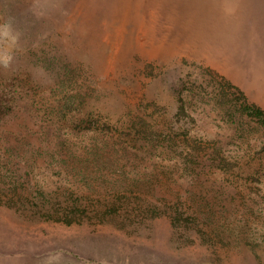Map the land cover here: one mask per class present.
<instances>
[{"label": "rangeland", "instance_id": "374dc122", "mask_svg": "<svg viewBox=\"0 0 264 264\" xmlns=\"http://www.w3.org/2000/svg\"><path fill=\"white\" fill-rule=\"evenodd\" d=\"M233 1L0 0V27L7 24L16 37L14 42L0 37V56L11 57L8 67L0 63V85L6 92L17 90L21 99L18 115L0 123L7 129L35 127L40 119L29 99L58 94L69 70L80 72V91L91 95L85 110L112 122L150 114L165 127L217 141L227 154L245 156L246 163L230 175L181 176L178 169L171 179L156 168V195L182 197L194 209L202 208L195 193L220 201L215 214L199 212L197 223L178 230L172 208L158 198L152 200L161 207L158 217L134 218L124 228L68 226L0 206V256L33 264H264V130H249L257 121L235 116L243 103L263 107L214 66L222 61L233 75L264 90V0H252L249 13L234 14V21L245 19L249 27L230 30L222 15L236 12ZM222 36L228 46L232 40L230 64L215 45ZM14 78L22 85L6 87ZM230 111L234 123L228 121ZM240 121L250 125L243 134ZM12 161L19 174L26 172L23 160ZM37 166L31 183L45 180V174L47 185L55 187L57 178L46 173L43 160Z\"/></svg>", "mask_w": 264, "mask_h": 264}, {"label": "trees", "instance_id": "16d2710c", "mask_svg": "<svg viewBox=\"0 0 264 264\" xmlns=\"http://www.w3.org/2000/svg\"><path fill=\"white\" fill-rule=\"evenodd\" d=\"M66 74L61 77L59 95L53 91L49 97L29 99L40 121L35 127L23 124L27 135L0 124V206L68 226L89 222L94 226L113 224L124 228L134 218L158 217L161 207L152 202L158 198L175 213L172 225L177 230L197 223L199 212L216 213L220 201H207L201 192L195 193V197L202 198L201 209H194L179 196L170 201L165 195H156L154 177L159 173L154 175L153 171L160 168L169 179L178 169L181 176L230 175L246 164L245 156L227 154L217 141L190 136L185 129L165 127L150 114H137L131 119L124 116L112 122L100 112L87 111V98L91 95L80 91V72L66 70ZM22 82L14 78L5 85L15 88ZM0 86L1 123L18 115L15 110L21 99L18 100L17 90L10 93L4 84ZM226 86L238 90L231 83ZM182 111L183 108L178 114ZM228 114L232 123L237 114L247 115L259 126L248 124L249 130H264V110L255 104L243 103L235 110V116L232 111ZM239 124L238 132L248 130L244 121ZM4 156L11 158L10 163L2 160ZM13 158L27 164L26 172L19 174ZM40 160L46 173L57 178L55 187L48 186L45 174V180L31 183Z\"/></svg>", "mask_w": 264, "mask_h": 264}, {"label": "crops", "instance_id": "0c3cea01", "mask_svg": "<svg viewBox=\"0 0 264 264\" xmlns=\"http://www.w3.org/2000/svg\"><path fill=\"white\" fill-rule=\"evenodd\" d=\"M236 4L237 10L236 12L233 11H228L227 15H222V19L223 21H228L230 23H228V29L230 30H238V28H243L244 25H247L249 27V25L247 24V22H245L244 20L240 19L237 21L233 20V16L235 13H249L247 9H253L252 7V0H234L233 1ZM245 6L246 9H242L241 7ZM240 11V12H238ZM252 17H254L256 15V13L252 12ZM247 18H250V14H248ZM235 24H238V26H235ZM221 41H216V46L220 47V53L225 54L224 57L221 58V60H223L224 62H229V64L232 62L231 56L232 54H234V49L231 46L232 40L231 38L228 36V41L229 42V46H230V54H229V46L227 45V41L225 39L220 38ZM214 64V63H213ZM216 64V65H215ZM214 66L218 67L219 69L224 70L223 72L234 82L236 83L237 86H239L241 88V90L248 95L250 98L253 99V101H255L256 103L260 104L263 109H264V93H263V89H259L256 88L254 85H248V81H246L245 78L241 77V76H235L232 74V69H230L226 63H223L222 61L219 62V64H217L215 62ZM242 75V74H241ZM264 79V77H263ZM260 91V92H259ZM6 253V252H5ZM18 258V257H17ZM48 261H51L50 259H48ZM0 264H33L32 262H29L28 259L22 257L20 258V261H13V257L10 256L9 254H5V256L1 255L0 256ZM41 264V263H39ZM45 264V263H42Z\"/></svg>", "mask_w": 264, "mask_h": 264}, {"label": "clouds", "instance_id": "9594fccd", "mask_svg": "<svg viewBox=\"0 0 264 264\" xmlns=\"http://www.w3.org/2000/svg\"><path fill=\"white\" fill-rule=\"evenodd\" d=\"M0 28L4 29V31H0V37H9L13 40V42L15 41L16 37L11 36L9 26L7 24L3 25ZM10 60L11 57L7 54L0 56V63H2L4 67H8Z\"/></svg>", "mask_w": 264, "mask_h": 264}]
</instances>
